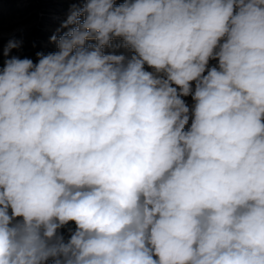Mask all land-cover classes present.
I'll use <instances>...</instances> for the list:
<instances>
[{
	"label": "clouds",
	"instance_id": "1",
	"mask_svg": "<svg viewBox=\"0 0 264 264\" xmlns=\"http://www.w3.org/2000/svg\"><path fill=\"white\" fill-rule=\"evenodd\" d=\"M49 43L3 47L0 264H264V0H74Z\"/></svg>",
	"mask_w": 264,
	"mask_h": 264
},
{
	"label": "rangeland",
	"instance_id": "2",
	"mask_svg": "<svg viewBox=\"0 0 264 264\" xmlns=\"http://www.w3.org/2000/svg\"><path fill=\"white\" fill-rule=\"evenodd\" d=\"M74 0H0V59L3 47L12 37L23 40L11 55L36 60V52L55 50L50 36L67 17ZM191 103L190 98H187Z\"/></svg>",
	"mask_w": 264,
	"mask_h": 264
},
{
	"label": "trees",
	"instance_id": "3",
	"mask_svg": "<svg viewBox=\"0 0 264 264\" xmlns=\"http://www.w3.org/2000/svg\"><path fill=\"white\" fill-rule=\"evenodd\" d=\"M2 64H3V60L0 59V66H2Z\"/></svg>",
	"mask_w": 264,
	"mask_h": 264
}]
</instances>
